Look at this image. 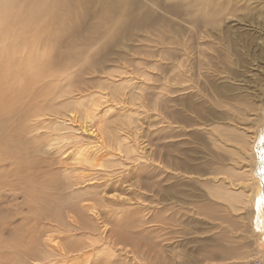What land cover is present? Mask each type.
Returning <instances> with one entry per match:
<instances>
[{
  "label": "rangeland",
  "instance_id": "obj_1",
  "mask_svg": "<svg viewBox=\"0 0 264 264\" xmlns=\"http://www.w3.org/2000/svg\"><path fill=\"white\" fill-rule=\"evenodd\" d=\"M143 1L151 10L146 22L131 30L134 36L106 34L101 46L116 51L101 50L95 67L75 79L67 94L40 96L41 80L35 81L36 90L13 103L20 106L19 115L1 110L0 94V264H264L259 198L251 178L264 124V0H220L218 34L215 25H202L193 44L211 38L206 53L224 46L220 52L229 63L214 56L216 66L233 65L241 75L220 74L217 83L227 84L230 96L221 100L199 71L191 70L198 85L192 90L199 95L187 102L169 98L185 96L184 79L174 69L180 60L171 67L168 48L151 41L166 46L169 35L191 34L186 8L165 0L174 5L169 13L154 0ZM135 15L143 13L137 9ZM3 20L8 19L0 17V26ZM93 20L83 27L85 37L99 31ZM4 31L26 36L21 29ZM43 33L47 39L39 48L32 41V55L52 60V46L58 52L75 41L86 51L99 50V43L69 38L65 23L58 32ZM29 42L16 43L21 56L16 54L15 71L11 55L6 71L0 70L12 93L24 91L20 78L41 77L40 69L26 62ZM23 63L32 66L29 76ZM71 89H77L72 96ZM199 99L207 105L220 101L207 110L221 112L212 117L206 112V120L194 124L174 117L190 116L186 105ZM39 107L52 114L40 116Z\"/></svg>",
  "mask_w": 264,
  "mask_h": 264
},
{
  "label": "bare ground",
  "instance_id": "obj_2",
  "mask_svg": "<svg viewBox=\"0 0 264 264\" xmlns=\"http://www.w3.org/2000/svg\"><path fill=\"white\" fill-rule=\"evenodd\" d=\"M235 1L236 0H233V2ZM177 2L179 5H183L186 8L185 18L186 22L188 23L187 25H189L188 30L191 31V34L185 36L184 39H180V37L176 35L177 33L171 36L169 35L167 36L168 38L166 39V41H163L167 43L166 46H164L159 39L151 40L155 44H161L160 48H168V60L169 65L171 67H174V60H180L179 62L181 63L180 67H174V69L178 70L181 73L182 79H184V90H186L185 96H181L180 94H173L170 95L169 98L171 100L177 101L180 100L182 97H185V101L187 102L188 98L194 95H199L196 91L192 90L193 88H197L198 85L195 83L194 78L191 79L189 74V71H195V69H197L199 71L200 77L203 78L204 83L208 81V83L213 88L219 99H230V96L228 95L229 87L226 86L227 84H225L224 82L218 84L217 79L219 78L220 74L224 72V70H227V72H230L232 75L235 76L241 75L240 69H237L230 64L228 66H221V68H218L216 66L213 60L214 56L224 58L227 62L229 61V58L225 57L220 52L224 50V46L221 48L220 51L217 48H213V52L206 53V47H213L211 38H208V40H204V45L202 46H197L193 44V37L195 38L197 36V33L199 29H201L202 25H215L216 27H213L214 32L216 33L217 30L218 34V15L220 14V10L217 9V7L221 6L222 2L220 0H177ZM232 3L230 4V7L232 6L231 10L235 8V3ZM154 4L156 6H160L161 8L163 7V10L166 12L174 13L175 11L173 3L166 4L165 0H154ZM78 7L82 9V12H79L77 10ZM137 9L143 13V15L138 18L135 15V10ZM6 11H12L13 14L18 16V19L11 20L10 13H7ZM73 14H77V18L68 23L67 20H69V18ZM59 15L60 17H57ZM150 15L151 10L147 6L146 2L143 0H0V17L3 19H8L3 20L1 22H3L6 27H12L17 30L21 29V34L26 35L23 36L13 33L8 36L6 34V31H4L5 26H0V70L5 69L3 71H6V68L9 66L7 60L11 55L13 56L11 64L13 66L12 70L15 71L14 67L18 66L19 64V62H17L16 54L21 56V49L18 50L16 48L17 42H22L24 40H26L27 42L30 40V42L28 43V47L30 49L31 43L32 41H34L36 42V47L39 48L41 46V43H44V41L47 39L45 33H43L42 35L40 34V32L42 30H49L51 33L53 31L58 32L59 28L64 23L66 24V30L68 31L69 38H73L75 35H79L82 39H85L84 44L86 45L92 43H99V50L97 51L93 49L86 51V47H84V45L81 46L76 41L73 43L74 45L72 44L71 46H68L64 49L59 48L58 52L57 48L54 49L52 46L50 48V52L53 55L52 60L48 55H32L31 53L35 52H33L31 49H28L26 62L31 61L33 66L39 68V73L41 72V77L38 78V76H35L20 78L22 80L19 81V84H22V87L24 86L23 88L21 87V90L24 91H21L19 93H12L11 90L6 86H9V84H5L7 82L4 80V78V83L2 82V79H0V94L2 96L1 110L6 109L10 111L13 115H19L20 109L17 108H20V106L15 107L13 103L15 102V99L23 98L25 96L26 91H29L30 94L32 91H35V81L41 80L42 89H39V91L37 90V93H39L40 96H46V98H55V96L60 97L61 95H65V93L67 94V91L74 86L73 81L75 79H78L80 75L82 76V74H89L90 71L95 67L94 63L98 58L97 55H101V50H104L107 54H111L116 51V49H113L112 51L110 44H105V46L103 47L101 46V40H108L104 37L106 36V34L114 39H117L116 35L118 33H121L118 34V36L122 35V38L130 37V35L134 36L131 30L133 28L137 29L141 24L145 23ZM43 17V23L40 27L39 24L41 22L39 20ZM248 17L249 16H244V19H248ZM93 18V21H96L95 27L98 28L99 31H96L93 34H90L89 36L85 37L83 33V27L87 26V22ZM107 24L108 28L105 29ZM222 36H224V34H222ZM39 39L41 40L40 42L38 41ZM6 40L8 41V43L4 44V41ZM44 47L45 45L43 44L42 49H44ZM230 49L231 51L235 52L234 48L231 47ZM37 56H39V59H35ZM60 56H65L66 59H59ZM203 56H206V58L204 59ZM247 61H249V59H247ZM262 63L264 64V62ZM23 67L24 75L29 76L30 69L32 68V66H24L23 63ZM7 72L9 75L13 74V71L11 72V70ZM224 79L228 82L226 76L224 77ZM89 82H91V80L86 81L85 84L87 85ZM186 82L187 84L185 86ZM261 88H263V86ZM175 90L181 89L176 88ZM74 91H77V89H71L68 94L72 96L74 94ZM83 91L84 90H81L80 92ZM21 93L22 95L20 96ZM242 97L245 98V96ZM29 101L28 103H31ZM46 104L47 103H45V105L43 106H46ZM219 104L220 101H210L207 105V102L202 99H199L193 104L188 103V105H186V107L190 110V116L176 115L174 117L176 119L183 118L186 122L194 124L195 119L200 121L206 120V112H208L209 117L215 116L216 113H220L221 111L219 110H212L213 112L207 110L209 107H211V109L217 108L219 107ZM245 109L246 112H248V109ZM45 110H47L46 107H39V110L37 111H40V116L43 115V117L52 114L50 111L48 113ZM240 116L242 118V115ZM53 117L55 116L53 115ZM255 118L256 117H254V119ZM261 118L264 119V117L262 116ZM228 127H231L227 131L228 133H230L229 135L233 134V126H231V124H228ZM257 138L258 142L256 144V148L255 150L252 149L254 152V156H251L253 158V164L251 167L253 175L251 178L253 179L252 184L255 186L256 196L259 198L257 199L258 203H256L258 205L257 209L259 214L258 227L261 229L259 233L264 234V124H262L259 137ZM57 143V146L61 148L60 140H58ZM230 145H233V143ZM232 147H234V145ZM167 163L170 164L171 160L168 159Z\"/></svg>",
  "mask_w": 264,
  "mask_h": 264
},
{
  "label": "water",
  "instance_id": "obj_3",
  "mask_svg": "<svg viewBox=\"0 0 264 264\" xmlns=\"http://www.w3.org/2000/svg\"><path fill=\"white\" fill-rule=\"evenodd\" d=\"M263 198H264V194H263Z\"/></svg>",
  "mask_w": 264,
  "mask_h": 264
}]
</instances>
